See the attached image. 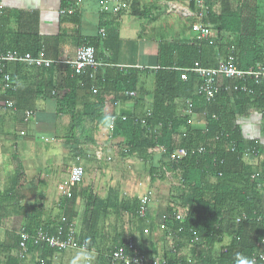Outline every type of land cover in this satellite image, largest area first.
<instances>
[{
	"label": "crops",
	"instance_id": "crops-1",
	"mask_svg": "<svg viewBox=\"0 0 264 264\" xmlns=\"http://www.w3.org/2000/svg\"><path fill=\"white\" fill-rule=\"evenodd\" d=\"M203 2L207 14L199 20L194 15L197 7L193 0H0V50L42 55L66 62L75 57L80 45L92 40L95 56L104 64L100 68V74L106 77V72L110 77L122 80L124 84L118 91L113 88L100 90V82L88 79L89 83L84 77L85 79L77 81L73 91L74 106L68 107L63 103L59 106L57 93H70L66 88V82H69L65 77L68 66L61 64L45 69L20 63L7 64L4 71L9 73L14 91H4L0 84V197L11 188L15 161L23 165L27 180L30 181L27 184L36 189V180L43 170V162H52L48 167L49 173L58 165L59 160L63 164L68 153L72 152L69 137L72 134L81 135L76 127L77 121L87 120L92 125L93 139L100 145L87 148L73 141L79 147L77 153L81 161L78 163L83 168V178L68 190L69 196L65 192L66 180L64 186L60 183L59 189L48 185L46 181L42 182V191L38 193L45 197V217L53 220L49 217L63 216L64 208L72 207L80 228L86 203L94 200L97 205V202L105 200L110 194L115 204L134 198L139 201V210L141 207L144 209L143 220L134 219L129 213L119 211L117 216L125 218L127 222L128 230L124 231L125 234L131 233L137 238L145 231L159 232L167 207L173 203L177 205L181 200L178 170H173L169 155H164V149L157 145L148 147L144 154L136 151L129 154V146L116 143L122 142L124 138L119 132L118 136L112 134L110 118H136L142 126L145 125L144 116H149L152 103L153 79L149 70L157 66L160 43H201V59L206 67H214L220 61H226L229 55L233 56L235 64L236 50L234 46L227 48L229 39L252 37L260 45L264 43V0ZM117 5L119 10L114 12ZM105 6L107 10H103ZM229 12L235 14L238 30H221L218 33L216 27L220 22L215 18ZM199 21L209 26V39H198L191 29V25ZM19 36H22L20 48L30 49L35 46L39 48L37 53L14 49ZM219 83L227 87L224 92L230 95L235 79L221 78ZM128 92H133L134 95L130 96ZM98 98L102 100L98 105L99 109H88V106L97 105ZM201 99L194 102V108L190 100V113L184 100H176L175 103L177 110L182 112L181 115H185L182 119L189 128L207 132L208 117L216 120L222 107L219 101L202 102ZM7 102L12 103L11 108L4 106ZM26 111L31 112L27 119L24 117ZM97 118L109 120V125L98 122ZM263 121L261 112L253 108H249L245 115L235 117V124L241 135L245 139L257 141L262 147ZM184 132L185 126L181 124L177 133L180 136ZM85 133L89 132L86 130ZM155 133L159 134V126H156ZM105 141L116 144L106 146ZM246 151L247 149L242 154V160L254 169L259 168L258 157H252ZM226 156L224 165L227 168L231 163V155ZM87 167H93L94 170L90 174L89 170L84 173ZM151 174L153 181L150 179ZM44 179L49 180L46 177ZM212 179V176L205 177L206 181ZM175 183L176 186L173 187ZM27 184L15 191L13 199L0 198V245L11 248V253L15 255L17 248L15 249L13 234H17L26 222V218L18 213L17 206L31 203L25 197L28 192ZM151 186L153 193H148ZM160 186L164 189L162 195L158 192ZM60 191L64 196L59 197ZM143 197L147 198L145 202L142 201ZM48 200L51 202L48 203ZM54 201L57 204L54 205ZM74 224L73 222L71 228L68 227L65 231L69 228L74 230ZM118 225L108 226L105 238H111L114 232L119 231ZM164 241L165 237L157 244L158 252ZM141 242L142 245L148 243L143 239ZM69 249L73 251L76 248ZM71 250L64 251L61 255L68 257ZM39 254V250L27 252L24 264L32 257L43 264ZM28 264H31L30 260ZM66 264H71V261Z\"/></svg>",
	"mask_w": 264,
	"mask_h": 264
},
{
	"label": "trees",
	"instance_id": "trees-1",
	"mask_svg": "<svg viewBox=\"0 0 264 264\" xmlns=\"http://www.w3.org/2000/svg\"><path fill=\"white\" fill-rule=\"evenodd\" d=\"M215 19L220 22L216 27L218 33L221 30L237 31L239 28L234 13L229 12ZM20 40L22 36L18 37L14 49H19V52L37 53L39 48L35 46L30 49L20 48ZM91 41H85L84 44L92 46ZM227 43V48L234 46L236 50L237 68L246 70L255 69L257 65L264 67V43L260 45L252 37L229 39ZM201 53V43L194 41L185 44L174 41L160 43L157 66L149 70L153 79L152 103L149 116H144L145 125L142 126L139 119L130 117L114 122L117 132L128 142L129 154L133 151L144 154L148 147L155 145L162 147L166 156L175 148L188 150L184 158L178 162H170V166L179 173L181 210L174 207L175 203L167 207L162 223L165 241L158 252L155 244L142 245L141 242L139 245L134 234L126 235L116 231L111 238H105V230L102 228L104 232L101 231L100 217L105 218L111 213L120 218L117 216L119 211H125L131 215L130 217L143 220L138 212V199L128 198L115 204L109 194L105 200L97 202V205L94 200H89L82 214L81 227L74 237L77 244L85 245V255L91 257L96 255V259L93 257L94 264H120L111 262L108 255L118 247L126 251V242L129 238L135 241L138 251L147 260L155 257L170 264H250L247 259L256 252L255 241L264 233L263 224L255 221L256 216H264V147L257 141L245 139L241 135L235 124V117L243 116L249 108H253L261 112L264 120V77L258 81L253 78L236 79L235 85L238 89L232 91L230 95L220 91L211 100L203 99L204 102L219 101L222 110L216 120L208 117L207 132L191 129L182 119L185 115L182 116V112L177 110L175 102L188 99L193 102L194 108V102L201 99L194 94L196 75L184 71L190 68L194 61L206 66L201 59ZM104 74L106 77L100 74V69L98 70L96 81L100 82V90L113 88L118 91L124 86L122 80L110 77L106 72ZM182 74H185V79L180 77ZM65 77L69 82H66V88L70 93L66 95L61 91L56 97L59 98V106L63 103L72 107L76 83L85 78L70 77L69 70ZM242 86L246 87V91L240 89ZM96 103L97 105L88 106V109L98 110L102 100L98 98ZM97 121L109 125V120L97 118ZM181 124L185 126V132L179 136L177 130ZM156 126H159V134L155 133ZM262 131L264 132V129ZM216 134L219 136L215 140ZM71 141L73 143L76 140ZM199 146H204L206 151L202 154L189 153L192 148ZM230 147L233 148L232 152L229 150ZM246 149L250 156L258 157L261 165L259 168L254 169L242 160V154ZM226 155H231V163L227 168L224 165ZM152 171L151 169V173ZM152 175L151 181L154 179ZM206 175L212 176L213 179L206 181ZM259 180L261 181L258 182ZM29 182L23 165L15 161L11 188L0 198L13 199L15 191ZM68 202L70 203V200ZM17 208L18 213L26 218L22 228L31 236L42 228L48 233L64 237L65 230L71 228L77 217L71 210L72 207L71 209L67 207L64 208L61 218L47 220L42 202L18 205ZM175 211L183 214L181 221L174 219ZM242 214L245 218L236 221ZM171 232L175 238L169 240L167 235ZM19 239L20 236L14 233L15 249ZM225 239L228 241H224ZM26 246L27 252L39 250V258L43 264H51L54 255H61L65 251L50 248L46 244H33L30 239L27 240ZM10 249L0 245V264H24V260L20 263ZM37 264H40L39 260ZM253 264H264V260Z\"/></svg>",
	"mask_w": 264,
	"mask_h": 264
},
{
	"label": "built area",
	"instance_id": "built-area-1",
	"mask_svg": "<svg viewBox=\"0 0 264 264\" xmlns=\"http://www.w3.org/2000/svg\"><path fill=\"white\" fill-rule=\"evenodd\" d=\"M195 6L197 7V12L194 15L201 20L207 14V8L204 5L203 0H193ZM103 10H107V7H103ZM119 10V6L114 7V12ZM191 29L197 34L198 39L206 40L210 37V28L208 25L203 24L201 21L193 23ZM231 54V53H230ZM9 63H20L26 64L27 66H32L35 68H54L59 65L68 66L69 76L70 77H86L92 82H96L98 70L104 66L100 62L94 52V48L90 45H80L75 52V57L70 61H57L54 59L45 58L42 55H32L30 53L20 54L16 51H2L0 50V71H1V89L4 91H14V86L11 84L10 75L8 72L4 71V67ZM185 72H192L197 77V82L195 83V92L197 96L202 97L205 100H211L217 95L220 91H224L227 87H223L219 83V79H237L242 80L244 78H253L255 81H258L259 78L264 77V67L257 65L255 69H239L234 64V58L232 55L227 57L226 61H220L214 67L202 66L199 62H193L190 68L184 69ZM182 79H185V74L180 75ZM238 89L237 85H234L231 90L236 91ZM242 91H246V87H240ZM128 95L133 96V92H128ZM187 111L190 113L192 110V102L188 99L184 100ZM6 108H11L12 103L7 102L4 104ZM31 112L26 111L24 117L27 119L30 117ZM125 116H120V120H125ZM116 121V118L112 116L110 118L111 126ZM219 134H216L214 139L218 138ZM229 150L232 152L233 148L230 147ZM206 151L204 146H199L192 148L189 153L191 154H202ZM188 150L184 148H176L170 153L169 160L171 162H178L180 159L184 158L188 153ZM248 153V151H246ZM254 175L252 176V178ZM83 178V168L80 163L76 162L74 165L70 166L68 169V175L66 179V194L69 196L68 190L75 187ZM257 181V180H256ZM259 180L258 182H260ZM146 197L142 198V201L145 202ZM140 217L144 215L143 207L139 210ZM173 217L175 220L181 221L183 216L179 212H174ZM245 218L244 214L238 216L236 221H240ZM256 222H261L264 229V216H256ZM17 234L20 236L18 241L16 256L23 262L24 257L27 254L26 242L28 239L32 241L33 244H46L50 248L57 250H66L69 248H76L85 252L84 244H77L75 242L74 230L68 229L64 237H59L56 234L48 233L47 230L38 229L34 236L26 233L23 228H19ZM169 240L175 238V235L171 232L167 235ZM196 240V238H194ZM256 252L252 254L251 257L247 259V262L253 264L257 261L264 260V233L255 241ZM111 262H119L120 264H170L164 260H159L158 258H152L150 260L145 259V257L138 251L137 245L134 240L127 239L126 242V251L122 247L113 249L108 255ZM42 264V263H40Z\"/></svg>",
	"mask_w": 264,
	"mask_h": 264
},
{
	"label": "rangeland",
	"instance_id": "rangeland-1",
	"mask_svg": "<svg viewBox=\"0 0 264 264\" xmlns=\"http://www.w3.org/2000/svg\"><path fill=\"white\" fill-rule=\"evenodd\" d=\"M76 127L81 131V135L78 136L76 134L75 135L72 134L73 136L69 137L70 140H76V143L78 142L79 145L87 147V148H88V146H91V145H93L95 147L100 145V143H96V141L93 139V136H92V133H91L92 125L90 124L89 121H87V120H85L84 122L81 121V120L77 121V126ZM86 130L89 132L88 134L85 133ZM110 130H113L112 134L117 135V136L119 135L118 132H117V129H115V125H112V127H110ZM110 139H112V138H110ZM105 142H106V144H105L106 146H112V145L114 146L116 143H119L120 145L124 144V145L129 146L128 142L125 139H123L122 142L120 141V142H116V143H112V142H108V141H105ZM77 145L74 144V143H71L72 152L70 151L68 153V155H67L68 158L65 161L63 160L64 161L63 164H61L62 162H60V160H59L58 161V165H55L56 167L51 169L52 170L51 173H49L50 170H48V167H50V165H52V162H48V161H46L47 163L43 162V167H41L43 170H42V172H40V175L38 176V180H36V182H37L36 189L35 188L33 189V187H31L29 184H27L28 192L26 193L25 197L28 200V202H31V203L32 202H42L43 205L45 204V201H44L45 197L43 196V194L38 193L40 190L42 191V189H41L42 182L46 181V183H48V185L54 186V188L56 187V189L61 188L60 187V183L61 184L65 183V180L67 178L68 167L70 168V166H72V163H74V162H80L81 161V158H79L80 155H78V153H77V148H79ZM75 146H77V147H75ZM100 168H101V166H100ZM100 168H98V170H100ZM87 170H89V174H90L94 170V168L93 167H87L84 170V173ZM173 170L177 171V169H175V168ZM87 176H88V174H87ZM44 177L49 178V180L48 179L45 180ZM35 178H37V177H35ZM63 186H64V184H63ZM175 186H176V183L173 185V187H175ZM148 190H149L148 193H153L152 186L149 187ZM62 192H63V190H62ZM158 192H159V195L164 194L163 193L164 192L163 186H160V188L158 189ZM58 195H59V197L60 196L61 197L64 196V195H62L61 191L58 192ZM49 201L50 200H48V203H49ZM59 201H58V203H59ZM169 203H172V201L169 202ZM55 204H57V201L56 202L54 201V205ZM174 207H177V210H181L180 201ZM56 216H59V217H56ZM49 218L50 219L51 218L56 219V218H61V216L60 215H54V216L49 217ZM116 219H118V220H116ZM76 221H78L77 217L73 221L75 223L73 228H74V230H76L75 232L77 234L78 233V229H79V222H76ZM122 221H123V224H122ZM118 222H119V225H118ZM99 223H100L101 231H102V228H103V230H105V234H107V235H108V233H107L106 229H109L108 226H110L111 224L112 225H115V224L118 225L120 233L122 232L121 234H124L125 233L124 231L128 230V229H126L128 227H127V224H126L127 222L125 221V218L121 217V219H120L118 217H115L114 213L108 214V216L105 217V218L104 217H100ZM122 227H125V228L122 229ZM115 229H116V227H115ZM159 229H160V231L157 232V233H156V231H153V233L145 231L142 234H140V236H138L136 238L137 241H138V244L140 245L141 240L143 239V240L147 241L148 243H152V244H155V246H157V244L160 243L159 241L162 240L163 237H164V234H163V231H162L163 230L162 226H160ZM103 232L104 231H102V233ZM160 232H161V234H160ZM126 235H128V233H126ZM225 240H228V239H225ZM68 250H71V249H66L65 252L68 251ZM216 252H217V249H216ZM78 254L85 255V252H83L81 250H78V249H73V251L70 252L68 257H64V255H57V256L54 255V257H52V259H51V264H66L67 261H71V264H73V261L76 259ZM93 257L96 259V255L95 254L93 255ZM94 258L91 261L81 260V261L78 262V264H86V263L94 264L95 263V259ZM29 260H30L31 264H37L36 257L35 258L32 257V259H29ZM29 260L27 261V264H28Z\"/></svg>",
	"mask_w": 264,
	"mask_h": 264
},
{
	"label": "clouds",
	"instance_id": "clouds-1",
	"mask_svg": "<svg viewBox=\"0 0 264 264\" xmlns=\"http://www.w3.org/2000/svg\"><path fill=\"white\" fill-rule=\"evenodd\" d=\"M92 259L93 258L91 256L78 254L76 259L73 261V264H78V262L81 260L91 261Z\"/></svg>",
	"mask_w": 264,
	"mask_h": 264
}]
</instances>
